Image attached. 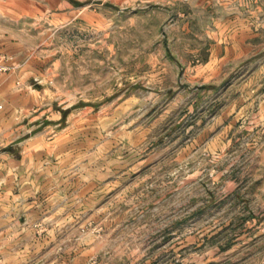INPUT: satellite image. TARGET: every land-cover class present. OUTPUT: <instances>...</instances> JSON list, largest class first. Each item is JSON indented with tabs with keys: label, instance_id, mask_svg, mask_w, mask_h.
Returning a JSON list of instances; mask_svg holds the SVG:
<instances>
[{
	"label": "rangeland",
	"instance_id": "1",
	"mask_svg": "<svg viewBox=\"0 0 264 264\" xmlns=\"http://www.w3.org/2000/svg\"><path fill=\"white\" fill-rule=\"evenodd\" d=\"M0 47V264H264V0H0Z\"/></svg>",
	"mask_w": 264,
	"mask_h": 264
},
{
	"label": "crops",
	"instance_id": "2",
	"mask_svg": "<svg viewBox=\"0 0 264 264\" xmlns=\"http://www.w3.org/2000/svg\"><path fill=\"white\" fill-rule=\"evenodd\" d=\"M4 52L5 51H3L0 47V56L3 58L4 64L7 65L10 70L5 73H0V97L4 93V80L6 78V76L4 77L3 74L10 73L13 67H15L13 64L16 65L14 62L15 60L9 61V58L6 59L9 57L11 52L8 53V55H6ZM8 125H10V123L7 120V117H5V112L0 110V263L2 261L6 262L7 260L1 252V243L13 236L9 233V230H11V227L14 225L13 223L15 221H4V219H1L3 218L1 216L4 214L5 208H7L6 206L9 204L8 203L6 205L7 202L13 201L14 199H19L20 195L18 196V194L15 195L14 193L20 192L23 182L22 176H20L21 178L18 179L16 175L19 176V174L13 171L17 168L13 167L12 164V161L15 160L16 157L13 154H8V150H2V148L5 147L9 142L7 138V132L5 131L6 128H8ZM4 251H6V248H4Z\"/></svg>",
	"mask_w": 264,
	"mask_h": 264
},
{
	"label": "built area",
	"instance_id": "3",
	"mask_svg": "<svg viewBox=\"0 0 264 264\" xmlns=\"http://www.w3.org/2000/svg\"><path fill=\"white\" fill-rule=\"evenodd\" d=\"M10 68L4 64L3 58L0 56V73L8 72Z\"/></svg>",
	"mask_w": 264,
	"mask_h": 264
}]
</instances>
